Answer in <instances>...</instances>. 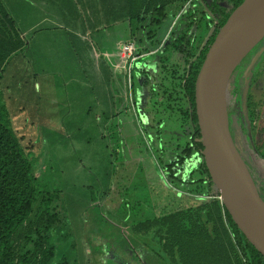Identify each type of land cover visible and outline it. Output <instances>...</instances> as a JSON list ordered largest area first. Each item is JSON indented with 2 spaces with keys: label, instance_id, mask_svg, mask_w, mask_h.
I'll use <instances>...</instances> for the list:
<instances>
[{
  "label": "rangeland",
  "instance_id": "rangeland-1",
  "mask_svg": "<svg viewBox=\"0 0 264 264\" xmlns=\"http://www.w3.org/2000/svg\"><path fill=\"white\" fill-rule=\"evenodd\" d=\"M0 2L23 43L0 74L3 104L14 135L34 165L39 190L62 199L55 203L56 217L42 209L40 199L35 203L13 236L14 263L43 261L47 253L34 243L41 237L44 244L42 235L48 232L57 264L61 256L70 264H162L151 252H160L154 231L143 234L134 228L186 207L193 198L209 197L199 178L184 191L167 183L147 149L132 93L153 135L148 94L159 89L163 67L170 72L183 66L172 46L181 31L182 10L171 12L168 23L149 41L141 33L129 39L125 0ZM128 44L132 49L126 51ZM134 64L145 70L146 84ZM231 80L226 92L231 142L264 202V160L251 138L244 107L247 91L252 105L264 102V38ZM178 153L172 148L169 159ZM216 193L214 184L210 195Z\"/></svg>",
  "mask_w": 264,
  "mask_h": 264
},
{
  "label": "trees",
  "instance_id": "trees-1",
  "mask_svg": "<svg viewBox=\"0 0 264 264\" xmlns=\"http://www.w3.org/2000/svg\"><path fill=\"white\" fill-rule=\"evenodd\" d=\"M242 2L125 0L123 6L130 40L140 33L146 40H153L168 23L169 14L182 10L178 20L181 31L175 35L172 46L181 54L183 66L170 72L163 67L164 75L159 89H151L148 94L153 135L147 127L146 115L140 112L141 108L135 101V91L132 93L133 107L147 149L155 158L167 183L184 191L192 180L199 178L197 182L204 183L208 193L206 196L209 197L204 201L193 198L186 207L168 211L134 228L143 234L154 231L160 252H151L162 264H264L262 255L245 239L223 204L216 199L219 194L210 195L214 181L205 156L195 109V83L201 66L219 30ZM172 31L173 27L169 35ZM196 32L199 35L195 39ZM138 43L142 44V41L138 40ZM22 49L23 43L15 30L13 19L0 2V74L10 57ZM148 52L144 49V53ZM135 54L138 56L139 53ZM133 69L144 76L146 74L139 64H134ZM135 78V73H132V85ZM146 83L145 76L143 84ZM235 85L240 87L241 82L235 81ZM248 96L247 91L244 107L248 113L249 131L256 149L262 151L264 160V102L260 100L258 106L252 105ZM227 110L229 120L228 104ZM172 148L179 150L173 160L169 159ZM51 193L39 190L34 165L26 157L25 147L20 145L11 129L0 91V264H16L13 236L26 223L39 199L42 209L51 217H56L58 207L55 203L62 202V199ZM170 193L178 196L175 192ZM47 233L42 235L44 244L41 237L38 243H34L42 253H47L44 260L37 264H57L53 257L55 248L46 238ZM28 253L25 252L22 262H25ZM64 258L61 256V264H70Z\"/></svg>",
  "mask_w": 264,
  "mask_h": 264
},
{
  "label": "water",
  "instance_id": "water-1",
  "mask_svg": "<svg viewBox=\"0 0 264 264\" xmlns=\"http://www.w3.org/2000/svg\"><path fill=\"white\" fill-rule=\"evenodd\" d=\"M263 38L264 0H243L219 30L201 66L195 83V109L205 156L219 194L216 199L264 258V202L243 163L244 173L226 154L231 142L226 100L229 81Z\"/></svg>",
  "mask_w": 264,
  "mask_h": 264
},
{
  "label": "bare ground",
  "instance_id": "bare-ground-1",
  "mask_svg": "<svg viewBox=\"0 0 264 264\" xmlns=\"http://www.w3.org/2000/svg\"><path fill=\"white\" fill-rule=\"evenodd\" d=\"M226 154L228 155V157H230V159L234 162V164L238 167V169L240 171L242 170L241 172H243L241 161L239 160V157L236 155L231 142L228 143V145L226 146Z\"/></svg>",
  "mask_w": 264,
  "mask_h": 264
},
{
  "label": "built area",
  "instance_id": "built-area-1",
  "mask_svg": "<svg viewBox=\"0 0 264 264\" xmlns=\"http://www.w3.org/2000/svg\"><path fill=\"white\" fill-rule=\"evenodd\" d=\"M124 49L126 51H129L130 49H132V45L131 44L125 45V48Z\"/></svg>",
  "mask_w": 264,
  "mask_h": 264
}]
</instances>
